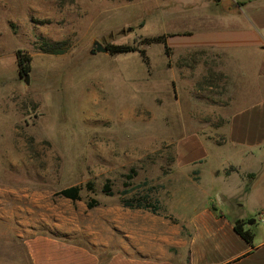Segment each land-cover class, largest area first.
Returning a JSON list of instances; mask_svg holds the SVG:
<instances>
[{
  "label": "rangeland",
  "instance_id": "rangeland-1",
  "mask_svg": "<svg viewBox=\"0 0 264 264\" xmlns=\"http://www.w3.org/2000/svg\"><path fill=\"white\" fill-rule=\"evenodd\" d=\"M193 1L0 0V233L117 243L120 220L159 217L125 205L145 196L160 217L178 215L191 196L233 217L238 200L226 195L236 179L214 175L242 157L212 141L224 139L230 80L209 52L143 42L196 26L181 10ZM43 38L70 48L45 52ZM96 41L144 47L150 62L140 51L93 54ZM20 50L33 56L29 81ZM182 145L205 156L206 187L192 195L171 190V175L187 172L177 165ZM73 185L80 199L60 194ZM249 207L236 210L248 217Z\"/></svg>",
  "mask_w": 264,
  "mask_h": 264
},
{
  "label": "crops",
  "instance_id": "crops-1",
  "mask_svg": "<svg viewBox=\"0 0 264 264\" xmlns=\"http://www.w3.org/2000/svg\"><path fill=\"white\" fill-rule=\"evenodd\" d=\"M181 7L193 14L197 25L170 33V46L177 45L183 56L209 52L218 58L213 62L217 75L224 73L232 85L228 121L220 129L224 139L212 141L242 160L228 157L214 177L225 173V181L236 179L226 196L229 203L238 200L234 205L239 209L250 206L248 217L236 207L232 217L218 203L196 205L191 196L182 199L178 215L160 217L153 212L151 217H159H133L128 224L120 220L113 245L1 232L0 264H264V0H196ZM204 158L179 147L177 165L187 172L171 175V190L190 186L192 195L191 188L204 189ZM250 217H256L254 223H249ZM239 220L255 233L253 242L237 231Z\"/></svg>",
  "mask_w": 264,
  "mask_h": 264
},
{
  "label": "trees",
  "instance_id": "trees-1",
  "mask_svg": "<svg viewBox=\"0 0 264 264\" xmlns=\"http://www.w3.org/2000/svg\"><path fill=\"white\" fill-rule=\"evenodd\" d=\"M170 36H171L170 34H163V35H159V36L152 37V38H145L143 42L148 45L152 43H165L167 49L169 50L171 48L169 44ZM40 44H41L40 48L43 51L54 53V54L65 53L70 48V41L68 40H61V41L53 42L51 40L43 38ZM108 48L113 54L140 51L142 55L145 57V60L147 62H150L147 49L144 47H141L138 45H132V44H109ZM18 62L20 66V72L23 76H27L28 74L31 73L33 69V65H32L33 56L30 53L20 50L18 52ZM249 189H250V186L247 187V191ZM82 190H83L82 186L73 185V186H70V187H67L61 190L60 194H62L63 196L67 198L76 200L82 197ZM148 199H149L148 196L140 197L137 199L129 198L125 200V205L132 207V208L150 209L153 212L158 213L160 211V207L157 205H153L152 202ZM236 229L249 242L254 241L255 233L252 230H245V227L240 220L236 222Z\"/></svg>",
  "mask_w": 264,
  "mask_h": 264
},
{
  "label": "water",
  "instance_id": "water-1",
  "mask_svg": "<svg viewBox=\"0 0 264 264\" xmlns=\"http://www.w3.org/2000/svg\"><path fill=\"white\" fill-rule=\"evenodd\" d=\"M95 45L97 47L92 50L93 54H96L98 51H101V52H108L109 51V48L107 46H105V44L100 42V41H96ZM27 78L29 81L30 74L27 75ZM254 221H255V219H252L251 221H249V223H254Z\"/></svg>",
  "mask_w": 264,
  "mask_h": 264
}]
</instances>
